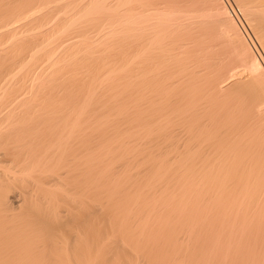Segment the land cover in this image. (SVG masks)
I'll return each instance as SVG.
<instances>
[{
    "label": "bare ground",
    "instance_id": "bare-ground-1",
    "mask_svg": "<svg viewBox=\"0 0 264 264\" xmlns=\"http://www.w3.org/2000/svg\"><path fill=\"white\" fill-rule=\"evenodd\" d=\"M0 146V264H264V0H0Z\"/></svg>",
    "mask_w": 264,
    "mask_h": 264
},
{
    "label": "rangeland",
    "instance_id": "rangeland-1",
    "mask_svg": "<svg viewBox=\"0 0 264 264\" xmlns=\"http://www.w3.org/2000/svg\"><path fill=\"white\" fill-rule=\"evenodd\" d=\"M11 143H13V142H11ZM14 144H15V147H16V144H17V143H14ZM2 145H4V144H2ZM9 145H10V143H9ZM9 145L7 146L8 148L5 147L6 151H7L8 149H11L10 147H12V145H10V147H9ZM5 146H6V145H5ZM1 147H2V146H0V148H1ZM13 147H14V146H13ZM13 147H12V150H11L12 152L9 150L10 155H11V153L15 152V150L13 151ZM15 147H14V148H15ZM5 149H2V151H1V149H0V153H1L2 155L5 154V153H2L3 150H4V152H6ZM9 153H7V154H9ZM1 154H0V155H1ZM5 155H6V154H5ZM5 155H3V156H5ZM3 156H2V157H3ZM7 156H8V155H6V157H4V158H5V159L8 158ZM2 157L0 156L1 159H3ZM9 157H10V156H9ZM0 161H1V160H0ZM3 161H4V160H3ZM5 166H6V168H5ZM7 167H8L7 164L0 163V170L3 171L2 175L0 174L1 176H3V175L6 174L7 176L13 177L12 175L16 174V172H17L18 170L21 169V166H17V168H15V167L12 168V167H11L10 169H9V167H8V168H7ZM3 168H4V170H3ZM18 168H19V169H18ZM8 169H9V170H8ZM1 171H0V172H1ZM7 171H8V172H7ZM4 172H5V173H4ZM13 172H14V173H13ZM9 174H10V175H9ZM16 176H18V175L16 174ZM18 177H20V176H18ZM22 177H23V176H22ZM21 183H22V182L15 184L16 186H13L14 189H11V190H10V194H9L10 196H8V201L10 202V204H12V205H11V206H12V208H11V209H12V212H9V213H10V214L12 213V214L10 215L9 213H6L5 211H3L4 213L2 214V215L9 214L10 216L8 215V217L10 218V220H15L16 222L19 221V219L21 220V219L25 218V216H27L28 214L32 213L31 208H32L33 206L31 207V204L33 205V204H35V202H37V201L34 200V192H35V194H36V191H37V190L34 191V188L37 187L36 184H33V186L30 184V185L32 186V188H31V186H29V183H27V185H26L27 188H28V189L30 188L31 191H32V189H33L32 193H31V194L29 193V194L32 196L31 199H30L31 202H30L29 199L26 198V197H28L27 195H29V194H28V193L26 194V193L24 192V193L26 194V195H25L26 197L23 196L24 194L21 195V197H24V198H22V200L24 199V203H25L27 200H29V201H28V203L26 202V203L24 204L25 206H23V205L20 206V207H23V208L20 209V207H18V205L16 204V199L14 198V194H16L17 192H20V187H21V186H24V185H21ZM24 184H25V183H24ZM19 185H21V186H19ZM34 185H35V186H34ZM28 186H29V187H28ZM27 188L24 187V189H27ZM21 189H23V188H21ZM36 189H37V188H36ZM23 191H25V190H21V192H23ZM28 191H29V190H27V192H28ZM31 191H30V192H31ZM17 194H18V193H17ZM25 198H26L27 200H26ZM32 200H33V202H32ZM30 203H31V204H30ZM69 206H70V205H68V207H67V205H63L61 209H64L65 211H66V210H69V209L71 208V206H70V208H69ZM17 207H18V208H17ZM29 207H30V208H29ZM34 207H35V206H34ZM34 207H33V208H34ZM41 208H44V206H42ZM65 208H66V209H65ZM44 209H45V208H44ZM13 210H14V211H13ZM19 211H20V212H19ZM42 211H44V210H42ZM42 211H41V212H42ZM7 212H8V211H7ZM45 212H46V211H44V213H45ZM5 213H6V214H5ZM20 214H21V215H20ZM14 216H15V217H14ZM11 217H12V218H11ZM13 218H14V219H13ZM17 218H18V220H16ZM19 222H20V221H19ZM0 226H1V225H0ZM6 229H7V228L1 226L0 231L2 230L1 232H3V230H4V232H3L2 234H4V233L6 232ZM45 229H47V228H45ZM15 238H16V237H15ZM19 240H20V239H19ZM32 240H34V239L32 238ZM47 247H48L50 250L47 249ZM47 247H46L45 251L49 250L48 253H50L52 247L49 246V245H47ZM46 253H47V252H46ZM48 253H47V254H48ZM46 256H47V255H46ZM14 260H15V259H14ZM14 260H13V264H15V262H16V263L19 262V258H18V259L16 258L15 262H14ZM33 264H47V260L44 259V258H42V256H40V257H38V258L34 261Z\"/></svg>",
    "mask_w": 264,
    "mask_h": 264
}]
</instances>
